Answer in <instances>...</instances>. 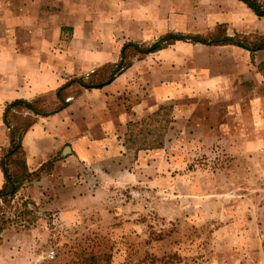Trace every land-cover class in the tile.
Returning a JSON list of instances; mask_svg holds the SVG:
<instances>
[{"label": "rangeland", "instance_id": "374dc122", "mask_svg": "<svg viewBox=\"0 0 264 264\" xmlns=\"http://www.w3.org/2000/svg\"><path fill=\"white\" fill-rule=\"evenodd\" d=\"M49 1L52 15L31 33L29 47L41 43L44 56L63 61L71 81L62 101L50 94L33 105L46 113L75 102L67 138L87 132L99 138L102 124L113 122L129 162L123 184L89 190L96 203L79 216L64 211L75 192L59 181L50 180L57 188L48 197L41 191L32 200L25 190L53 164L36 172L10 207H1L0 217L10 222L0 231V264H83L90 257L95 264H264V62L210 48L225 46L215 37L226 27L203 30L199 15L188 14L176 26L192 32L168 33L208 45L169 41L165 54L148 55L128 46L124 80L100 94L88 87L109 79L124 45L149 48L167 33L139 31L138 16L125 13L128 4L144 0ZM241 41L251 47L264 38ZM26 112L9 115L15 135L34 120ZM69 146H60L56 158Z\"/></svg>", "mask_w": 264, "mask_h": 264}, {"label": "crops", "instance_id": "0c3cea01", "mask_svg": "<svg viewBox=\"0 0 264 264\" xmlns=\"http://www.w3.org/2000/svg\"><path fill=\"white\" fill-rule=\"evenodd\" d=\"M256 1L264 5V0ZM50 3L49 0H0V160L10 147L12 125L9 115L17 111L11 109L8 113L6 117L10 122L8 128L4 123L5 108L17 100L30 103L34 107L33 102L36 99L50 94H54L58 101H62L61 90L71 81L66 80L71 73L66 75L67 70L62 60L44 56L40 48L41 43L36 47L35 44L29 47L31 33L43 30L44 23H47L52 15L50 8H47ZM30 6L32 11H29ZM128 6L125 13L129 14V18L133 14L138 16L139 31L151 28L153 32H192L189 29L178 28L176 23L185 20L183 15L195 14L199 15L203 30L224 25L228 37L255 35L264 38V17H257L239 0H144ZM39 13L46 15L41 16ZM56 17L59 19L58 13ZM194 32L200 33L202 30ZM175 44H179L173 45L175 47L191 46L182 41H176ZM210 48L224 50L226 54L232 55L231 59L245 52L249 58L253 55L255 64L264 62V50L250 54L233 45ZM164 52L166 51L162 49L155 53L165 54ZM54 62L63 65L54 66ZM124 76L125 73L119 75L113 83L99 89L103 92L100 94L112 92L114 84H119L124 80ZM223 78L226 84L225 80H229V77L224 76L220 79ZM156 88L153 90L154 96L157 95ZM74 103L66 106L62 102L60 107L49 112L38 111V115L31 113L34 117L33 124L23 134L21 146L25 152L27 167L32 173L38 172L41 167L55 159L52 162L53 170L40 172L38 181L31 183L32 186L25 190L26 193L31 195L32 200L41 197L44 194L41 191H46L48 197V192L57 188L55 185H49L50 180L59 181L61 187L64 185L69 191L75 192L74 196L63 202L65 204L63 207H66L64 211L79 216L87 211V206L92 207L91 205L96 203V199L89 194L91 190L101 188L106 190L111 186L123 184L124 165L129 162V154L125 155L127 151L119 144L113 122L106 121L102 124V135L99 138L88 132L77 138H67L70 134L67 130V117ZM26 114L29 115V111ZM65 142L70 143L69 152L65 154L62 152L60 156L64 154V157L57 160L60 158V156L56 158L58 149ZM63 166L67 170L57 172ZM90 170L97 175L93 176ZM3 183L4 176L0 168V189ZM96 183L97 186L92 187ZM3 247L0 246V249Z\"/></svg>", "mask_w": 264, "mask_h": 264}, {"label": "trees", "instance_id": "16d2710c", "mask_svg": "<svg viewBox=\"0 0 264 264\" xmlns=\"http://www.w3.org/2000/svg\"><path fill=\"white\" fill-rule=\"evenodd\" d=\"M239 1H241L249 9H251L257 17H264V5L258 4L256 0H239ZM175 34L176 33H167L166 35H164L163 37L155 41L149 48L136 49V47H134L135 53L138 55H148V54L160 51L162 49H165L170 44L169 41L171 43L176 42V41H182V42H188V43H200L203 45H208L207 42L201 40L197 36L174 38L173 36ZM215 38L223 39L225 40V42L228 41L227 43L223 45L237 46L239 48H242L248 51L250 54H253L254 52L258 50H264V41H262V43L261 42L258 43L257 45L248 47L242 43L241 35H235L233 37H228L225 31H223L222 35H219ZM166 39L167 41H165ZM130 44L131 43L124 45L123 50L121 52L122 55H123L124 49H126L128 45ZM116 67L119 68V71L117 72V74H121L123 70L127 68L126 65L123 66V60L120 61L119 64H117L113 68L115 69ZM105 85L106 84L100 83L96 86L88 87V88L101 89ZM17 108H23L24 110L29 111L30 113H33L34 115L39 114L37 109H35V107H33L30 103H26L20 100L14 101L5 108L4 123L8 128H10V122L8 121V118L6 119V117L8 116V113L10 112L11 109H17ZM32 124H33V121L28 123L25 126V129L22 130L17 135L14 134L13 128H11L10 130V147L3 154L0 160V168L4 176V183L0 189V210L2 206L10 207L11 203L14 202V198L16 197L18 192L21 189H23L25 186L29 185L33 180L38 178L37 173H32L29 171L27 164H26L25 152L23 151L22 146H21L22 136L26 132V130L30 128ZM46 165H49V167H51L52 163L49 162ZM43 167L40 168L41 171L43 170ZM23 205L25 206L26 204L23 203ZM7 222H10V221H8V219H4V217H0V231L4 229V226ZM95 261H96L95 257H90L89 259L85 260L83 264H95Z\"/></svg>", "mask_w": 264, "mask_h": 264}, {"label": "water", "instance_id": "95a60500", "mask_svg": "<svg viewBox=\"0 0 264 264\" xmlns=\"http://www.w3.org/2000/svg\"><path fill=\"white\" fill-rule=\"evenodd\" d=\"M174 38H178V37H187V35H182V34H175L174 36H173ZM165 41H167V39L165 40ZM165 41H163V42H165ZM162 42V43H163ZM215 42L216 43H226L225 42V40H223V39H219V40H215ZM228 42V41H227ZM128 46H133V47H136V49H139V45L138 44H136V43H131L130 45H128ZM123 60V55H121V59H120V61H122ZM118 70V67H116L114 70H113V72H112V74L110 75V78L106 81V82H104V83H102V84H108V83H110L112 80H114V78H115V74H116V71ZM76 82H78V83H81V80L80 79H76L75 80ZM69 84V83H68ZM67 84V85H68ZM93 86H96V85H92V86H90V87H93ZM67 152H69V147H66L65 149H64V151H63V153L65 154V153H67Z\"/></svg>", "mask_w": 264, "mask_h": 264}, {"label": "built area", "instance_id": "2783aa9c", "mask_svg": "<svg viewBox=\"0 0 264 264\" xmlns=\"http://www.w3.org/2000/svg\"><path fill=\"white\" fill-rule=\"evenodd\" d=\"M131 195V194H130ZM50 260H52L54 258V252L53 251H49L48 256H47Z\"/></svg>", "mask_w": 264, "mask_h": 264}]
</instances>
